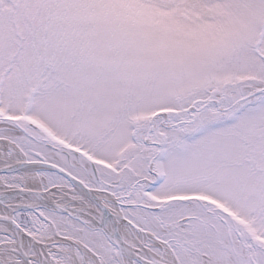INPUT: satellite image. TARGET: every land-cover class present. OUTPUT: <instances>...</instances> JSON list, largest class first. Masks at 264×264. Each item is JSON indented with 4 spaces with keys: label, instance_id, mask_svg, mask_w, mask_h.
Listing matches in <instances>:
<instances>
[{
    "label": "snow or ice",
    "instance_id": "snow-or-ice-1",
    "mask_svg": "<svg viewBox=\"0 0 264 264\" xmlns=\"http://www.w3.org/2000/svg\"><path fill=\"white\" fill-rule=\"evenodd\" d=\"M0 264H264V0H0Z\"/></svg>",
    "mask_w": 264,
    "mask_h": 264
}]
</instances>
